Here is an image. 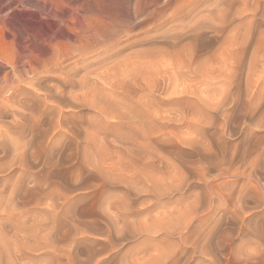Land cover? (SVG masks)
<instances>
[{
    "label": "rangeland",
    "instance_id": "1",
    "mask_svg": "<svg viewBox=\"0 0 264 264\" xmlns=\"http://www.w3.org/2000/svg\"><path fill=\"white\" fill-rule=\"evenodd\" d=\"M117 1L58 65L8 14L64 113L30 100L0 264H264V0Z\"/></svg>",
    "mask_w": 264,
    "mask_h": 264
},
{
    "label": "bare ground",
    "instance_id": "2",
    "mask_svg": "<svg viewBox=\"0 0 264 264\" xmlns=\"http://www.w3.org/2000/svg\"><path fill=\"white\" fill-rule=\"evenodd\" d=\"M115 1L117 0H0V205H15L26 194L29 180L27 155L31 145L39 143L42 135L35 133L34 128L31 131L28 126L30 100H38L40 97L36 96L42 93L38 102L48 100L50 107L52 105L57 108L61 115L64 113L61 108L64 98L62 91L58 87L56 89L55 85L44 84L45 77H52L47 73L52 69L50 62L58 61L56 65L63 64L68 60L71 49H75V42L93 39L91 33L97 27L94 26L95 22H90L93 19L89 20L88 13L103 12L111 8L110 5L113 2L115 4ZM13 8L16 11L9 14ZM8 14L21 28L30 26L43 33L47 45L44 46L45 55H50L52 61L44 60L45 64L41 67L39 64L42 62L43 52L37 54L30 50V45L24 44L27 42L24 36L20 37L19 46L14 45L16 40L12 42L8 39L5 34L11 18H8ZM94 16L97 14L94 13ZM96 19L100 21L99 16ZM61 45H65L62 50L59 47ZM62 124L61 122L63 127ZM56 134L59 132L56 131L55 136ZM34 181L36 185H40L38 179ZM13 192H16L15 197L10 196Z\"/></svg>",
    "mask_w": 264,
    "mask_h": 264
}]
</instances>
